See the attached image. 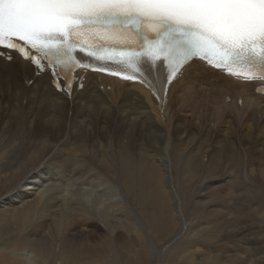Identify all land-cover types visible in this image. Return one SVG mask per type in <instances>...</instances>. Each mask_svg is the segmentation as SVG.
I'll return each mask as SVG.
<instances>
[{
  "label": "bare ground",
  "instance_id": "1",
  "mask_svg": "<svg viewBox=\"0 0 264 264\" xmlns=\"http://www.w3.org/2000/svg\"><path fill=\"white\" fill-rule=\"evenodd\" d=\"M11 56L0 57V237L9 239L0 264H264V180L253 181L264 174L258 83L196 61L164 109L148 89L94 73L68 98L48 71ZM192 82L215 89L207 99L215 95L218 113L203 99L187 105ZM175 106L190 108L175 117ZM198 164L207 171L191 199L195 185L179 194L175 179L193 178ZM126 194L155 201L163 244L148 236L146 250L125 246L145 232Z\"/></svg>",
  "mask_w": 264,
  "mask_h": 264
},
{
  "label": "snow or ice",
  "instance_id": "2",
  "mask_svg": "<svg viewBox=\"0 0 264 264\" xmlns=\"http://www.w3.org/2000/svg\"><path fill=\"white\" fill-rule=\"evenodd\" d=\"M8 51L58 85L63 74L69 93L87 67L138 79L160 100L196 58L264 80V0H0V56Z\"/></svg>",
  "mask_w": 264,
  "mask_h": 264
},
{
  "label": "rangeland",
  "instance_id": "3",
  "mask_svg": "<svg viewBox=\"0 0 264 264\" xmlns=\"http://www.w3.org/2000/svg\"><path fill=\"white\" fill-rule=\"evenodd\" d=\"M203 83L202 82H192V83H189V84H187L185 87H184V89H183V92L189 97V101L187 102V105L188 104H192V105H195V103L197 102V100H196V102H193V103H191L190 102V99H198V100H201V99H203V100H206V101H210L211 102V104H213V105H215L216 106V113H218V109H219V105H218V102H217V100H216V97H215V95H213V98L211 99V100H208L207 99V97H208V95H210L212 92H214L215 91V89L212 87V88H209V89H211V91H208L206 88H204V86L202 85ZM196 86H198V87H200V89H201V91H200V93L199 92H194V91H189V89L190 88H192V87H196ZM202 95V96H201ZM204 96V97H203ZM206 97V98H205ZM254 98H256V96L254 95V96H251V100H254ZM257 98L258 99H260L261 97L260 96H257ZM230 101V98H228V102ZM254 101H256V100H254ZM184 105H186V104H184ZM184 108H190L189 106H185V107H182L181 109H178L176 106L173 108V112H174V115H175V117H177L180 113H181V111H182V109H184ZM252 113H254L256 116H257V113H256V111L255 110H251L250 111V115L252 114ZM186 114V115H185ZM185 114H182L183 116L185 115V118L187 119H189V121H191V116H190V113H185ZM188 115V116H187ZM258 117V116H257ZM259 118V117H258ZM259 119H262V120H264V117H262V118H259ZM215 132V131H214ZM182 160V156L181 155H177V162L175 163V165H173V168L175 169V170H177V172L178 171H180V166L178 165V163L180 162ZM110 168V167H109ZM81 169H86V167H81ZM110 170H112V168H110ZM175 170H174V173H175ZM191 171V170H190ZM206 171H207V168L205 167V166H203V165H200V164H198V168H197V174L193 177V178H189V179H186L185 181H183V180H180V176L178 177V178H176L175 179V181H176V184H175V188H176V190L179 192V194H180V192L181 191H184V190H186V186H188L189 187V189L188 190H191L192 188H193V186H192V184H194L195 185V188L193 189V194L192 195H189V198H191V199H193V195H194V193L195 192H197L198 190H199V188H200V186H201V184H202V182H204V175H205V173H206ZM255 173H257L258 172V168L256 167L255 168V171H254ZM257 176V178L256 179H254L253 181L256 183V184H261L260 182L262 181V180H264V174H257L256 175ZM0 187H1V185H0ZM0 189H2V188H0ZM107 189H108V187H107ZM1 192V195H0V199L1 198H3L5 195H6V189H3V190H0ZM5 191V192H4ZM105 191V190H104ZM4 193V194H3ZM126 197H127V199H129L128 201H129V203H130V205H131V207H133V208H135V207H137V208H135L133 211L135 212V216H132V221L134 222V223H137L138 225H140L141 224V226H139V228H140V230H141V233H142V231L144 230L145 232L146 231H148L147 232V234L148 235H146V233L145 232H143V237H144V239H142V240H140V241H136L135 242V244H128L129 242L130 243H132V241H133V235L131 236V234H129L128 235V239L127 240H125V242H123L124 244H125V246L126 247H136V245L138 246V247H136V248H140V249H143V250H146L147 249V247H151V241H150V238L152 239V241H156V242H159V243H161V244H163L164 243V240L162 239V238H160L159 237V239H158V236H157V231H153V229H152V227H154L155 228V230L158 228L154 223H153V219L152 218H154L155 216H156V210H155V206H154V203H155V201H153L152 199H149L148 200V202H147V200L145 199V200H143V197H139V196H137V194H132V195H128V194H126L125 195ZM147 202V203H146ZM132 204H134V205H132ZM148 206V209H147V207H145V206ZM144 210V211H142V210ZM147 209V210H146ZM136 210V211H135ZM140 212H141V214H140ZM154 212V213H153ZM139 214V215H138ZM149 214V215H148ZM151 214V215H150ZM148 216V217H147ZM143 217H145V219L143 218ZM134 218V219H133ZM146 218H148L147 220H146ZM150 218V219H149ZM138 220V221H137ZM150 220V221H149ZM120 221H123V219H120ZM119 221V222H120ZM129 222V221H128ZM120 224H122V223H120ZM145 227V228H144ZM150 228V230H149V228ZM142 228H144V229H142ZM145 234V235H144ZM150 238H149V237ZM132 237V238H131ZM147 237V238H146ZM260 237V239L261 240H264V235H260L259 236ZM130 238V239H129ZM145 238H146V241H145ZM158 239V240H157ZM3 240V241H2ZM9 239H5V238H2L1 239V237H0V241H2V242H0V247L1 246H3L4 245V243H5V241H8ZM147 240H148V242H149V244H147L148 242H147ZM134 242V241H133ZM137 243V244H136ZM241 243V242H240ZM141 244V245H140ZM241 244H243V243H241ZM148 245V246H147ZM244 245V244H243ZM143 252V251H142ZM141 252V253H142ZM140 253V254H141ZM148 258H140L138 261H140V263L142 264L144 261H146ZM137 261V262H138Z\"/></svg>",
  "mask_w": 264,
  "mask_h": 264
}]
</instances>
